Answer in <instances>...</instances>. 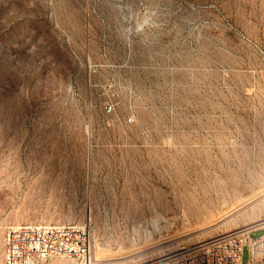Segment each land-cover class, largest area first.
<instances>
[{
    "label": "rangeland",
    "instance_id": "1",
    "mask_svg": "<svg viewBox=\"0 0 264 264\" xmlns=\"http://www.w3.org/2000/svg\"><path fill=\"white\" fill-rule=\"evenodd\" d=\"M257 223L264 0H0V264L22 224L86 227L94 264H170Z\"/></svg>",
    "mask_w": 264,
    "mask_h": 264
},
{
    "label": "built area",
    "instance_id": "2",
    "mask_svg": "<svg viewBox=\"0 0 264 264\" xmlns=\"http://www.w3.org/2000/svg\"><path fill=\"white\" fill-rule=\"evenodd\" d=\"M257 223L221 232L216 236L183 247L170 258V264H241L249 249V264H264V234L253 239ZM51 258H67L91 264V241L81 225L22 224L10 227L4 237V264H40Z\"/></svg>",
    "mask_w": 264,
    "mask_h": 264
},
{
    "label": "bare ground",
    "instance_id": "3",
    "mask_svg": "<svg viewBox=\"0 0 264 264\" xmlns=\"http://www.w3.org/2000/svg\"><path fill=\"white\" fill-rule=\"evenodd\" d=\"M245 226H248V225H245ZM91 264H94V260H91Z\"/></svg>",
    "mask_w": 264,
    "mask_h": 264
}]
</instances>
